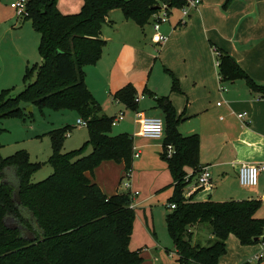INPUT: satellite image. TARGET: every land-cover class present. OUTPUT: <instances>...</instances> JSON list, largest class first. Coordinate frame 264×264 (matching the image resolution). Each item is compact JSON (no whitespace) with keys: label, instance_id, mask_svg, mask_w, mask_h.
Wrapping results in <instances>:
<instances>
[{"label":"trees","instance_id":"1","mask_svg":"<svg viewBox=\"0 0 264 264\" xmlns=\"http://www.w3.org/2000/svg\"><path fill=\"white\" fill-rule=\"evenodd\" d=\"M58 0H27V15L40 35L41 62L26 67L24 87L15 96L10 89L0 91V119L24 118L21 103L40 109L72 110L87 123L88 139L78 149L62 151L63 135L69 126L53 129L52 153L47 163L51 174L32 182L41 166L26 151L0 158V264H139L141 250H130L135 210L130 193L106 195L88 174L103 161L123 163L132 168L134 145L128 133H108L112 118L101 112L99 103L87 88L86 65L101 57L106 41L101 29L111 10L119 9L125 19L146 24L161 3L180 8L185 0H82L76 13L63 14ZM221 80H245L248 87L264 97V85L254 82L226 53H220ZM36 67V73L33 69ZM172 89L176 90L173 81ZM134 88L126 85L113 98L135 107ZM155 107L163 114L160 157L166 162L173 185L167 204L175 207L165 223L172 239L178 264H219L226 253V239L234 235L241 245L264 240V219L256 218L260 199L215 201L185 196V176L191 179L199 170V136L183 135L182 120L168 96L155 97ZM30 113V112H29ZM167 145L173 152L167 155ZM90 146L88 154L84 148ZM187 168L192 172L188 173ZM15 197L19 202L15 200ZM12 220L15 228L7 223ZM208 224L207 244L195 239V227ZM25 229L33 235L26 237ZM241 264H252L244 261Z\"/></svg>","mask_w":264,"mask_h":264},{"label":"crops","instance_id":"2","mask_svg":"<svg viewBox=\"0 0 264 264\" xmlns=\"http://www.w3.org/2000/svg\"><path fill=\"white\" fill-rule=\"evenodd\" d=\"M117 10L120 11L109 12L108 22L102 26L101 37L106 44L98 61L84 67L85 82L101 103L103 114L112 118L122 112L124 117L118 123L128 118L118 132H133L130 135L140 159L135 162L136 169L142 166L140 161L145 150L154 153L153 148L161 149L163 136L139 135L135 110L163 119L154 98L168 96L182 118L178 126L180 133L199 136V165H208L212 184L223 187L225 199L211 195L208 198L215 201L260 199L261 205L254 216L264 219V97L252 91L243 79L220 80L213 52L216 48L226 53L254 82L264 85V0H200L198 8L190 9L185 18L178 7H171L168 19L160 24V33L167 36L162 44L151 39L153 29L148 24L151 19L139 26L125 19L120 11L116 22L113 15ZM16 20L19 21L17 17ZM174 80L176 90L172 89ZM128 84L134 88V95L144 94L134 108L113 98L116 91ZM243 112L246 116L242 118ZM107 161L112 160L98 166ZM241 163L260 164L262 169L255 187L237 191L238 188L232 187L233 184L240 186L237 171ZM97 167L87 176L103 193L112 195L106 193L108 184L98 178ZM187 172L191 173L192 169L187 168ZM196 193L194 199H208L203 194L197 197ZM137 196L139 192L134 197ZM141 201L138 199L136 203ZM200 227H195L197 236ZM206 232L210 238L209 228ZM231 237L235 236L230 234L228 238ZM256 244L258 251L254 258L260 262L264 260V240ZM244 260L241 257L239 264Z\"/></svg>","mask_w":264,"mask_h":264},{"label":"rangeland","instance_id":"3","mask_svg":"<svg viewBox=\"0 0 264 264\" xmlns=\"http://www.w3.org/2000/svg\"><path fill=\"white\" fill-rule=\"evenodd\" d=\"M12 1L14 0H0V91L10 89V96L13 97L24 87L23 75L26 67L39 65L41 57L38 51L39 33L34 29L31 20L18 18L17 22L13 11L9 8ZM81 2L82 0H58L57 7L63 14L76 13L81 8ZM118 15L121 13L117 10L113 15L116 22L119 21ZM148 24L151 26V21ZM35 73L36 67L33 69V74ZM99 106L101 107L100 102ZM20 107L24 109L23 119L18 117L0 119V158L18 151H26L32 162L41 164L31 176L32 182H38L52 172L51 166L47 163L52 153L50 132L56 128L69 126V135H63L62 144V151L67 152L80 148L87 141L88 128L77 126L79 116L72 110H54L47 107L40 109L34 104L27 103H21ZM127 120L128 118L111 126L108 133L111 135L120 133L118 131L121 125ZM130 125L133 128V123L130 122ZM127 131L129 134L133 133L130 130ZM160 145V150L158 147L153 148L154 153L144 151L140 161L142 166L138 168L139 170L136 169L135 162L140 159L133 158L132 172L129 177L131 189L124 186L127 176L123 163L107 161L97 167L98 178L108 184L106 193H130L131 190L139 192V196L132 199L135 204V219L128 245L131 250H141L142 261L139 264H178L173 242L165 223V217L171 210L167 207V202L174 188L166 162L160 157L162 139ZM90 150V146H86L83 154H88ZM221 186V184L211 183L210 187L198 189L195 196L200 197V194H203L205 198L211 195L215 199L216 197L225 199ZM232 188H238L237 191L249 189L235 184ZM138 199L142 201L136 203ZM7 223L10 226H17L12 220H8ZM207 228H209L208 224H201L199 235L197 236L195 232L193 241L196 238L202 244H207L206 240L209 237L206 234ZM22 232L26 237L33 236L25 229ZM231 238H227L226 253L220 257V264H239L241 257L252 264H264V260L258 262L254 258L258 251L256 243L241 245L235 241V237Z\"/></svg>","mask_w":264,"mask_h":264},{"label":"built area","instance_id":"4","mask_svg":"<svg viewBox=\"0 0 264 264\" xmlns=\"http://www.w3.org/2000/svg\"><path fill=\"white\" fill-rule=\"evenodd\" d=\"M26 2L27 0H14L9 4V7L12 9L14 15L17 18H23L25 15H27V9H26ZM200 4V0H185V3L179 8L181 11V14L183 18L188 16L190 9H197ZM168 12L169 8L166 3H161L159 10L152 14L150 17L151 19V26L153 29L152 34V41L156 43H164L167 39V36L160 33V24L168 19ZM181 19V22L184 21V19ZM214 55L216 56V60L218 59L220 52L213 48ZM221 80V78H220ZM220 89L224 90L223 86H220ZM144 97V94H137L134 96V102L138 103L142 98ZM218 105L220 103H217ZM135 122L138 125V134L145 137L150 138H161L163 136L164 131V124L163 119L158 116H146L143 114L142 111L135 110ZM246 116V113L243 112L240 117ZM124 117V114L122 112H119L116 116L112 117L111 120V126H115L118 121L122 120ZM77 126H86L87 123L85 120L78 118L76 122ZM66 135H69V132L66 133ZM167 155L170 156L173 152L172 146L167 145ZM139 156V153L134 150L133 158H137ZM262 169V166L260 164H254V163H241L238 171H237V179L240 184V186L245 188H252L255 187L258 184V178L260 170ZM131 174V169L126 171L127 179L124 182V186L126 188H132V185L129 181V177ZM185 182L187 185L184 187L183 194L185 196H188L195 192L196 190L203 188V187H210L212 183L211 179V172L208 165L200 166L199 170L194 174V176L189 179V176H185ZM138 194L137 190H131L130 196L133 198ZM131 206L133 207V202L131 203ZM167 207L170 209H173L175 205L173 203L167 204Z\"/></svg>","mask_w":264,"mask_h":264},{"label":"water","instance_id":"5","mask_svg":"<svg viewBox=\"0 0 264 264\" xmlns=\"http://www.w3.org/2000/svg\"><path fill=\"white\" fill-rule=\"evenodd\" d=\"M30 109V108H29ZM15 200L17 201V202H19L18 200H17V198L15 197ZM16 226H11V228H15ZM29 239H33V236L32 237H28Z\"/></svg>","mask_w":264,"mask_h":264}]
</instances>
